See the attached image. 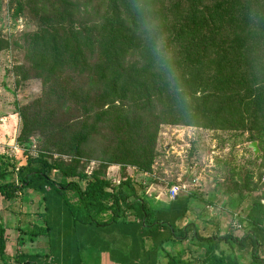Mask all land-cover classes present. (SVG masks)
I'll list each match as a JSON object with an SVG mask.
<instances>
[{
	"label": "trees",
	"instance_id": "trees-1",
	"mask_svg": "<svg viewBox=\"0 0 264 264\" xmlns=\"http://www.w3.org/2000/svg\"><path fill=\"white\" fill-rule=\"evenodd\" d=\"M11 3L15 17L28 14L37 28L13 38L1 32L0 51L23 48L25 64L17 67L21 80L37 78L42 84L41 95L19 108L18 141L29 148L30 138L49 130L47 148L71 158L28 152L15 169L0 155V198L22 199L28 189L57 197L71 192L64 201L82 230L137 217L145 228L167 224L148 222L142 183L127 176L116 184L106 175L112 164L152 171L165 151L164 146L158 150L165 124L248 133L259 148L254 159H262L264 167V0ZM92 160L98 164L88 174ZM237 174H228L227 192L251 200L246 214L236 215V227L245 232L202 236L196 229V239L205 244L202 254L172 256V264H264V189L250 174ZM187 199L194 197L187 194ZM48 231L49 226L32 221L21 228L17 243L24 234L34 241ZM5 236L0 223L2 264L37 260V254L24 252L8 260Z\"/></svg>",
	"mask_w": 264,
	"mask_h": 264
},
{
	"label": "rangeland",
	"instance_id": "rangeland-1",
	"mask_svg": "<svg viewBox=\"0 0 264 264\" xmlns=\"http://www.w3.org/2000/svg\"><path fill=\"white\" fill-rule=\"evenodd\" d=\"M10 4L11 0H0V33L13 38L36 30V22L28 14L27 17H15L13 6ZM24 55V49L14 45L0 51V155L14 162L15 169L23 164L21 161L24 159V153L28 152L33 156L45 152L53 159L70 160L69 154H60L47 148L51 139L49 130L40 129L39 133L30 138L32 142L29 148L22 146L18 141L22 128L19 108L33 102L42 93L40 79L21 80L22 73L17 67L25 64ZM248 137V133L242 135L191 125L165 124L161 128L158 142V150L162 151L164 146L165 151L154 161L152 171L143 172L136 166L125 165L124 168L121 164H112L106 175L116 184L128 176L135 182L142 183L144 189L157 183L169 192L174 184L181 187L185 185L179 193L193 195L196 215L204 212L210 215L206 227H202L199 222V233L211 235L219 230L221 233L233 232L241 236L245 230L236 227V215L244 216L251 200L247 197L242 201L237 194L227 192L230 185L226 183L228 174L235 171L245 177L248 173L252 177V183H258L264 189V174L259 181L260 174L264 173L262 159H254L255 153L250 146L253 142H250ZM82 160L86 162V159ZM97 164L98 161L92 160L87 164L86 172L91 174ZM16 173L11 174L14 181H17ZM55 177L60 179L61 174L57 173ZM236 178L240 181L239 175ZM81 183L85 186L84 180ZM171 183L173 184L170 185ZM70 193L64 194L69 197ZM244 193L248 195V192ZM43 195H48V198L44 200ZM65 195L63 196L66 197ZM63 196L57 197L55 192L52 194L46 191L43 194L28 189L22 199L9 202L0 198V216L7 228L6 239L9 241L6 248L8 260L14 258L17 252H24L37 254L38 258L32 261L33 264H153L148 261L145 253L143 254L144 250L161 253L162 236L166 238L163 242L166 250L173 246L171 242L175 239L168 221L154 237L139 235L126 239L122 237L119 221L110 226L99 227L94 239H90L86 231H82L81 223L72 221ZM37 210L42 213L34 216L33 212ZM157 217L161 218L156 214L148 217V222L157 221ZM181 218L182 223L174 227L178 234L180 230L185 233L184 225L189 227V217ZM32 221L40 226H49V231L34 241L28 234H24L17 243L21 228L28 227ZM170 234L172 237L168 239ZM90 240H93L92 243ZM176 241L180 249L182 240ZM199 243L200 241L196 244V255H201L204 251L205 244ZM136 245L141 252L139 260L136 259L138 255H135ZM191 249L193 250L194 246H191ZM1 261L0 257V264Z\"/></svg>",
	"mask_w": 264,
	"mask_h": 264
},
{
	"label": "crops",
	"instance_id": "crops-1",
	"mask_svg": "<svg viewBox=\"0 0 264 264\" xmlns=\"http://www.w3.org/2000/svg\"><path fill=\"white\" fill-rule=\"evenodd\" d=\"M139 194L141 195V197L144 199L145 203L147 204L148 211H150L149 212L150 214L148 217H153L155 216V214L156 216H159V217L161 216V218L157 217L158 222L163 221L167 223L168 221L169 225L175 227V225L182 223V221L180 220L182 219L181 217L186 216V217H189L190 219V220L188 219L189 227H187V225H184L183 227V230L186 229L185 233L182 232V230L179 231L180 232L179 234L176 233L175 230L172 231V235L176 234L181 237L179 238L173 237L175 240L171 242L173 246L169 250H166L164 248L163 242L166 240V238L163 236L160 239L161 253L159 251L152 250L151 252H146V250H144L143 254L145 253V255L148 258V261H151V263L153 264H158V261L160 262V264H172L171 262L172 256H175V258H183V259H187L189 257H195L196 256V244L197 242H199L195 237V230L198 228L200 229L199 222L202 223L201 224L202 227H206V223H208L207 221H210L209 220L210 215L204 212V213L198 214L197 216L195 213V207L193 208V206H195L194 200L192 199L188 202V199H187L188 193H184V194L179 193L175 198H172L169 192L166 190V188H163L162 186H160V184H157V183L150 184L145 189L139 190ZM137 218L135 219L133 218L132 220L128 222L119 223L121 231H122V237L126 239L127 238L132 239L134 236L139 237V235L141 236L151 235L154 237L156 234H158L159 232L158 230L164 228V226L166 225L164 224V225H160L154 228H149L146 230V228L143 227V225ZM2 222L3 221L0 216V223L2 224ZM98 228L99 227H96V226H88L85 229L83 228L82 231L83 232L86 231V233L89 235L88 237H90V239H94L95 235L97 234L96 232L99 230ZM199 234L202 236H206L201 233ZM6 235H7V228H6ZM172 235L170 234L169 235L170 237L168 239H171ZM176 240H182V242H180L181 244L180 249L178 248V245H177L178 243ZM8 243L9 241L7 240V244ZM199 244H203V243L200 242ZM191 246H194L195 250L194 249L192 250ZM134 248L136 251L135 255H138L136 259L139 260L141 257L139 246L136 245Z\"/></svg>",
	"mask_w": 264,
	"mask_h": 264
},
{
	"label": "built area",
	"instance_id": "built-area-1",
	"mask_svg": "<svg viewBox=\"0 0 264 264\" xmlns=\"http://www.w3.org/2000/svg\"><path fill=\"white\" fill-rule=\"evenodd\" d=\"M184 187H185V185H183V187L176 185V184L172 185L169 189L170 196L172 198H175L179 194V192L182 191L181 189Z\"/></svg>",
	"mask_w": 264,
	"mask_h": 264
},
{
	"label": "water",
	"instance_id": "water-1",
	"mask_svg": "<svg viewBox=\"0 0 264 264\" xmlns=\"http://www.w3.org/2000/svg\"><path fill=\"white\" fill-rule=\"evenodd\" d=\"M250 146L253 148L254 153H258L259 149L256 142L251 143Z\"/></svg>",
	"mask_w": 264,
	"mask_h": 264
}]
</instances>
